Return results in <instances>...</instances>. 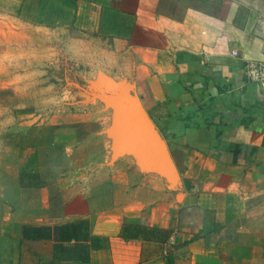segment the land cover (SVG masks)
I'll return each instance as SVG.
<instances>
[{
    "label": "crops",
    "instance_id": "1",
    "mask_svg": "<svg viewBox=\"0 0 264 264\" xmlns=\"http://www.w3.org/2000/svg\"><path fill=\"white\" fill-rule=\"evenodd\" d=\"M73 24L45 155L0 125V264H264V0H75Z\"/></svg>",
    "mask_w": 264,
    "mask_h": 264
},
{
    "label": "rangeland",
    "instance_id": "2",
    "mask_svg": "<svg viewBox=\"0 0 264 264\" xmlns=\"http://www.w3.org/2000/svg\"><path fill=\"white\" fill-rule=\"evenodd\" d=\"M74 2L0 0V125L6 140L18 143L22 160L34 152L45 155L44 127L62 109L59 88L64 85L54 82L72 68L65 43L77 34ZM110 104L114 106L108 97ZM51 152L60 157L59 149Z\"/></svg>",
    "mask_w": 264,
    "mask_h": 264
},
{
    "label": "built area",
    "instance_id": "3",
    "mask_svg": "<svg viewBox=\"0 0 264 264\" xmlns=\"http://www.w3.org/2000/svg\"><path fill=\"white\" fill-rule=\"evenodd\" d=\"M248 80L256 85H264V61H250L246 64Z\"/></svg>",
    "mask_w": 264,
    "mask_h": 264
}]
</instances>
